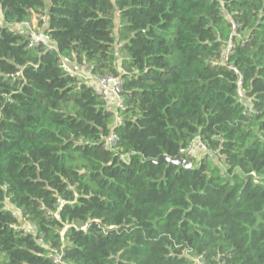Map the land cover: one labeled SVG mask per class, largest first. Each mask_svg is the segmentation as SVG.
<instances>
[{"label": "trees", "instance_id": "16d2710c", "mask_svg": "<svg viewBox=\"0 0 264 264\" xmlns=\"http://www.w3.org/2000/svg\"><path fill=\"white\" fill-rule=\"evenodd\" d=\"M32 16L48 43L15 30ZM71 62L121 79L119 124ZM195 139L191 169L156 164ZM51 250L264 264V0H0V264Z\"/></svg>", "mask_w": 264, "mask_h": 264}, {"label": "built area", "instance_id": "2783aa9c", "mask_svg": "<svg viewBox=\"0 0 264 264\" xmlns=\"http://www.w3.org/2000/svg\"><path fill=\"white\" fill-rule=\"evenodd\" d=\"M25 25H27L31 29V25L29 23H26ZM29 38H30V45H32V46L36 45L40 41H44L47 43L49 42L48 38L46 36H44L43 32L41 34L33 32ZM48 46H49V48H51L50 45H48ZM228 53H229V49L224 50V56L227 55ZM61 67L67 73L77 76V73H75L74 70L70 69L67 65H65V63H63ZM84 68L86 69L87 67H84ZM87 70L89 71L88 68H87ZM92 77H93L95 82L97 81V86L99 89H101L103 95L110 94L116 100V109L113 110V114H114V121L116 119V123L119 124V121H120L119 114L124 109V102L120 97V93H121L122 87H123L121 79L119 77L116 78V77H113L110 75L105 76V77H98V76L92 75ZM93 89L96 91L97 88L93 87ZM242 105L245 108L244 113L248 116L252 115V111L248 107V103L245 101H242ZM116 143H117V137L114 134H111L105 141L106 147H108L110 149L114 148ZM196 149L201 151L202 154H205L207 151L206 146L204 144H202L199 139H195L194 141H192L187 146V148L185 150L181 151L180 154H182L184 156V158H186V159H194L193 153ZM10 211L12 212L14 217L19 219L18 224L12 226V228L17 229L19 231L21 230L22 232H29V231L34 229V226H32L26 220V218H24L22 216L21 211L15 210L12 208L10 209ZM23 225L28 226L30 228V230L26 231L25 227ZM51 253H52V258H53L54 263L55 264H61V261H60L61 260V254L56 250H51Z\"/></svg>", "mask_w": 264, "mask_h": 264}, {"label": "rangeland", "instance_id": "374dc122", "mask_svg": "<svg viewBox=\"0 0 264 264\" xmlns=\"http://www.w3.org/2000/svg\"><path fill=\"white\" fill-rule=\"evenodd\" d=\"M38 18H34L33 20H31V22L29 23L30 25H31V29L27 26V25H23V27L25 28V30H23V32L26 34V35H28L29 37L32 35V33L33 32H36V33H42V29H41V27L39 26V24H38ZM15 29H17L16 27H15ZM120 55H118L117 56V63H118V66L120 65ZM72 66L73 67H75V68H77L78 70H82V69H84L82 72L84 73V74H86V73H88L89 71L87 70V68L85 69V68H83L82 66H79V65H75L74 64V62H72ZM79 68H82V69H79ZM90 73V72H89ZM96 83H97V81H96ZM96 92L98 93V94H102L103 95V93H102V91H101V89H97L96 90ZM104 97H106V96H104ZM111 98V97H110ZM108 103H110V109L113 111V110H115L116 109V100L115 99H112L111 101H109ZM115 122H116V119H115ZM204 154H202V152L201 151H199V150H195L194 151V153H193V160L195 161V162H197L199 159H201V157L203 156ZM24 227H25V230L26 231H28V230H30V228L28 227V226H26V225H23Z\"/></svg>", "mask_w": 264, "mask_h": 264}, {"label": "crops", "instance_id": "0c3cea01", "mask_svg": "<svg viewBox=\"0 0 264 264\" xmlns=\"http://www.w3.org/2000/svg\"><path fill=\"white\" fill-rule=\"evenodd\" d=\"M34 18H37V17H36V16H32L31 20H33ZM31 20H30V22H31ZM14 28H15V27H14ZM16 28H17V29H15V30H17V31H19V32H23V30H25V28L23 27V25H21V26H17ZM23 33H24V32H23ZM74 64H75V62H74ZM65 65H67L70 69L74 70L75 73H77V76L80 77L81 79H83L87 85H89V86L92 87V88L95 87V88L99 89L98 86H97V83L94 81L92 75H91L89 72L86 73V74H84V73L82 72L84 69L79 68V69H82V70H78L77 68H75V67L72 66V62H71V63H65ZM75 65H76V64H75ZM76 66H77V65H76ZM82 67L84 68L85 66H82ZM97 89H96V90H97ZM101 95H102V94H101ZM104 96H105V95H104ZM111 96H112V95H111ZM104 98H105V101H107V107H108V110L111 111V112H113V111L109 108V107H110V103H108V102L111 101L113 98H110V97H104ZM7 208L11 209L10 206H7Z\"/></svg>", "mask_w": 264, "mask_h": 264}, {"label": "water", "instance_id": "95a60500", "mask_svg": "<svg viewBox=\"0 0 264 264\" xmlns=\"http://www.w3.org/2000/svg\"><path fill=\"white\" fill-rule=\"evenodd\" d=\"M161 163L171 164L185 170L192 168V164L188 160H186L182 154H180L176 158H168L165 156L159 157V159L156 161V164Z\"/></svg>", "mask_w": 264, "mask_h": 264}]
</instances>
